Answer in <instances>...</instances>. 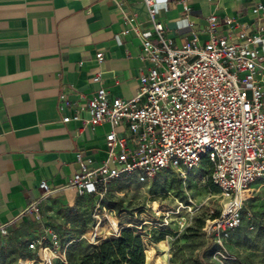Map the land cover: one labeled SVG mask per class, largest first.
<instances>
[{
    "label": "built area",
    "instance_id": "built-area-1",
    "mask_svg": "<svg viewBox=\"0 0 264 264\" xmlns=\"http://www.w3.org/2000/svg\"><path fill=\"white\" fill-rule=\"evenodd\" d=\"M142 1L152 30L130 26L141 39L138 58L143 66L136 94L123 99L99 86L91 96L82 92L74 98L63 92L57 95L62 122L76 121L82 129L91 130L104 123L110 126L104 137V158L95 162L83 150H76L78 168L64 186L73 188L79 197L93 194L101 199L109 183L126 173L139 171L152 177L170 168L185 178L205 160L207 180L220 189L213 196L225 199L218 216L206 224L208 234L221 244V233L241 224L244 204L255 196L256 179L264 175V4L250 7V26L211 13L204 40L191 30L190 38L177 46L157 19V0ZM179 1L187 17L191 9L186 0ZM124 18L131 23L134 16ZM222 24L227 34L218 32ZM188 26L191 29L193 22ZM96 59L100 62L103 53L97 52ZM100 79L99 74L92 77L94 82ZM38 189L39 196L20 215L34 228L27 240L33 257L98 230L99 203L85 231L71 236L56 230L43 218L40 204L54 189L45 180L38 183ZM71 228L69 221L62 224V230ZM0 234H8L6 224L0 226ZM57 264H68V259Z\"/></svg>",
    "mask_w": 264,
    "mask_h": 264
},
{
    "label": "crops",
    "instance_id": "crops-1",
    "mask_svg": "<svg viewBox=\"0 0 264 264\" xmlns=\"http://www.w3.org/2000/svg\"><path fill=\"white\" fill-rule=\"evenodd\" d=\"M186 2L191 9L187 17L179 0L156 1L157 19L177 46L190 38L191 30L204 40L211 13L250 26V7L264 4V0ZM132 15V22H127L124 16ZM132 24L152 30L142 0H0V226H29L24 241L33 236L34 228L21 211L39 196L41 180L54 189L41 200L43 218L65 235L79 234L73 225L62 230L64 213L75 211L91 194L79 197L64 185L78 168L76 150L95 162L104 158L110 126L104 123L91 130L76 121L62 122L57 95L91 96L102 86L111 96H134L143 63L138 58L141 39ZM218 32L228 30L222 24ZM97 52L103 53L100 62ZM95 74L100 75L99 82L92 81Z\"/></svg>",
    "mask_w": 264,
    "mask_h": 264
},
{
    "label": "rangeland",
    "instance_id": "rangeland-1",
    "mask_svg": "<svg viewBox=\"0 0 264 264\" xmlns=\"http://www.w3.org/2000/svg\"><path fill=\"white\" fill-rule=\"evenodd\" d=\"M208 168L201 163L185 178L170 168L152 177L139 171L118 177L101 199L91 194L75 211L64 213L80 233L99 203L101 223L98 230L62 244L55 255L46 250L33 257L23 240L29 226L8 227L7 235L0 234V264H17L19 258L18 264H57L63 259L76 264V252L86 241L113 235L112 223L144 233L145 248L151 249L147 264H264V175L256 179L255 196L244 204L242 224L223 232L218 244L206 227L209 216L220 209V198L207 188ZM161 233L164 239L155 242ZM65 251H70L68 257Z\"/></svg>",
    "mask_w": 264,
    "mask_h": 264
},
{
    "label": "trees",
    "instance_id": "trees-1",
    "mask_svg": "<svg viewBox=\"0 0 264 264\" xmlns=\"http://www.w3.org/2000/svg\"><path fill=\"white\" fill-rule=\"evenodd\" d=\"M201 163L207 164L205 160H202ZM207 188L213 194L220 192V189L210 181H207ZM218 214L219 210H216L209 216V218L213 219L218 216ZM86 226L84 227V231ZM112 228L114 229L112 236L99 238L95 243H89L85 248H82L80 253L74 258L77 260L76 264H147L146 254L149 253L151 249L150 247H147V249L145 248L143 241L144 233L141 231L135 232L130 229V227H117L115 223H112ZM162 235L163 233H161V236L155 238V242L164 239ZM70 262L71 260L68 264H70Z\"/></svg>",
    "mask_w": 264,
    "mask_h": 264
},
{
    "label": "bare ground",
    "instance_id": "bare-ground-1",
    "mask_svg": "<svg viewBox=\"0 0 264 264\" xmlns=\"http://www.w3.org/2000/svg\"><path fill=\"white\" fill-rule=\"evenodd\" d=\"M224 197H226V196H224ZM224 203H225V199H224V200H220V202H219V204H220V208H221V206H222ZM58 250H59V248H58L57 250H55V251H52V254L55 255V254L58 252Z\"/></svg>",
    "mask_w": 264,
    "mask_h": 264
}]
</instances>
